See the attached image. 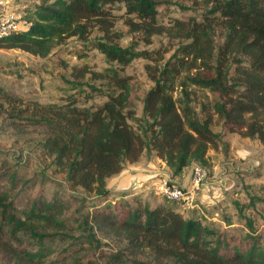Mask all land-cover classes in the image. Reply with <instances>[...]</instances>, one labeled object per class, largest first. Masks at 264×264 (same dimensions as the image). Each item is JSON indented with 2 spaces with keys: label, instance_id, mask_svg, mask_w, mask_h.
<instances>
[{
  "label": "trees",
  "instance_id": "obj_1",
  "mask_svg": "<svg viewBox=\"0 0 264 264\" xmlns=\"http://www.w3.org/2000/svg\"><path fill=\"white\" fill-rule=\"evenodd\" d=\"M205 1L201 17L166 23L161 9L173 0H40L29 26L0 40V49L47 57L55 41L76 38L83 49L73 56L83 60L97 51L110 65L104 73L73 66L70 79L62 76L68 86L60 103L26 99L0 85V133L5 127L43 130L39 145L50 167L86 195L80 210L64 218L62 205L34 196L33 179L11 198L5 176L14 180L18 172L0 163V264H46L47 241L76 239L66 232L74 229L71 221L83 232L81 247L95 253L89 264H264V246L248 219L249 233L236 235L186 219L171 206L151 207L140 195L109 188L146 150L178 177L193 162L206 163L209 149L218 151L223 136L264 144V0ZM119 22L146 45L158 36L181 42L154 71L152 55L159 51L121 46ZM138 59L148 62L155 83L144 102L148 142L131 124L136 113L130 108L131 78L124 74ZM51 61L68 67L63 60ZM88 75L102 84L85 82ZM192 86L211 96L202 117L191 105ZM214 115L222 119L223 135L211 129ZM24 238L37 248H29Z\"/></svg>",
  "mask_w": 264,
  "mask_h": 264
},
{
  "label": "rangeland",
  "instance_id": "obj_2",
  "mask_svg": "<svg viewBox=\"0 0 264 264\" xmlns=\"http://www.w3.org/2000/svg\"><path fill=\"white\" fill-rule=\"evenodd\" d=\"M5 1L8 2L7 11L19 15L24 27H27L30 24L29 20L33 18V6L40 0ZM206 5L205 0H173L172 5L163 7L161 10L165 14V22L169 23L173 19L199 18ZM117 30L124 33L120 41L121 46L130 47L135 44L139 51H159L158 54L152 55V58L157 60L151 62L154 71L163 68L181 42L168 36H158L154 38L151 45H146L140 41L139 36L129 34L122 22L117 24ZM222 33L224 32L220 29L219 34ZM220 41H223L222 37ZM82 49L81 42L76 38H69L61 43L55 41L47 57L35 56L19 49H0V85L26 99H37L44 104L60 103L68 86L62 76L70 79L73 66L88 65L92 71L98 73H104L110 67L105 56L97 51H91L88 58L83 60L72 55L73 52ZM162 55L165 57L164 60H160ZM52 58L67 62L68 67L61 66L59 61L52 62ZM147 64L145 59H138L125 69L124 74L131 78L130 108L136 113L131 124L148 142L150 134L147 133V128L150 121L144 112V102L155 83L146 70ZM89 78L88 75L85 82L102 84L101 81H91ZM189 90L192 91L191 105L202 117V107L211 101V96L207 90L197 87L192 86ZM174 97L176 100L182 98L180 89H177ZM100 101L101 99H97L93 102L98 104ZM213 120L212 131L223 135L222 119L214 115ZM2 131L0 133V163L18 172L14 180L8 174L5 176V189L9 191L10 197L14 199L20 185L33 179L36 182L34 196H43L42 199L47 203L62 205V216L72 218L74 213L80 210L86 195L84 191L73 190L67 184L65 173L57 172L50 167L51 159L44 154L39 145V141L45 136L44 131L37 128L13 129L10 127H5ZM15 158L19 161L17 165L18 161ZM154 159H156L155 152L146 150L141 162L148 164ZM197 166L203 168L207 174L205 183L201 186V191L205 190L204 193L207 195L205 200L208 201L209 198L214 200L215 192L220 191L221 201L209 204L203 201L201 192L196 201L198 207L187 209L158 194L155 184L159 179L166 178V176H160L155 179L156 182L149 190L142 189L140 196L144 203H149L151 207L171 206L186 219H201L205 225L219 226L236 235L249 233L246 220L248 219L260 243L264 246V144L239 135L223 136L218 151L209 149L206 163L193 162L186 170L187 174L192 177L193 169ZM160 167L162 168L161 165ZM167 170L172 173L170 169ZM210 188L213 193L209 191ZM210 194L211 197H209ZM83 213H88V210H84ZM69 224L74 229H68L66 232L70 236H75L76 239L58 236L47 241L50 254L46 264H76L78 260L83 264H89V260H96L94 251H87L83 249L86 247H81L85 241L80 237L83 236V232L76 229L77 225L72 221ZM47 232L55 231L48 229ZM24 244L31 249L37 248L28 238H24Z\"/></svg>",
  "mask_w": 264,
  "mask_h": 264
},
{
  "label": "built area",
  "instance_id": "obj_3",
  "mask_svg": "<svg viewBox=\"0 0 264 264\" xmlns=\"http://www.w3.org/2000/svg\"><path fill=\"white\" fill-rule=\"evenodd\" d=\"M7 7L8 2L0 0V40L9 38L25 28L21 17L14 12L7 11ZM206 178L205 170L197 166L193 169L189 187H181L167 177L159 179L155 187L158 194L164 199L181 204L187 209H195L198 207L196 203L198 194Z\"/></svg>",
  "mask_w": 264,
  "mask_h": 264
},
{
  "label": "crops",
  "instance_id": "obj_4",
  "mask_svg": "<svg viewBox=\"0 0 264 264\" xmlns=\"http://www.w3.org/2000/svg\"><path fill=\"white\" fill-rule=\"evenodd\" d=\"M142 159L143 157L141 158V160ZM141 160L137 164L129 165V167H127L125 171H123L119 176L113 178L109 182V188L117 192H129L140 195L141 192H143V188L144 191L149 190L151 185L156 182L155 179L160 176L169 177L173 183L181 187L186 188L190 186L192 177L187 174L186 170L188 168L184 171L183 175L173 177V174L169 170H167L169 168L167 167L166 163L161 159L156 157V159L148 162V164L142 163ZM160 165L162 166V168L160 167ZM209 191L212 192L211 188ZM201 192L202 191H200L198 195H200ZM204 192L205 190H203L202 192V199L203 201H207L205 200L207 195ZM214 195V200L212 198H209L207 203L216 204L217 202L221 201L222 194L220 191H216ZM209 197H211V194Z\"/></svg>",
  "mask_w": 264,
  "mask_h": 264
}]
</instances>
